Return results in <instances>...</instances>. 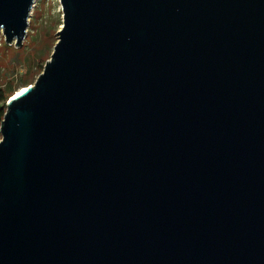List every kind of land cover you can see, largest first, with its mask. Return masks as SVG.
I'll use <instances>...</instances> for the list:
<instances>
[{
	"label": "water",
	"instance_id": "95a60500",
	"mask_svg": "<svg viewBox=\"0 0 264 264\" xmlns=\"http://www.w3.org/2000/svg\"><path fill=\"white\" fill-rule=\"evenodd\" d=\"M59 2L0 123V264H264V0Z\"/></svg>",
	"mask_w": 264,
	"mask_h": 264
},
{
	"label": "rangeland",
	"instance_id": "374dc122",
	"mask_svg": "<svg viewBox=\"0 0 264 264\" xmlns=\"http://www.w3.org/2000/svg\"><path fill=\"white\" fill-rule=\"evenodd\" d=\"M60 23L62 25L59 0H35L21 45L15 46V41L7 43L0 30V88L10 82L16 93L22 89L17 87L21 80L34 83L45 62L50 59ZM26 69L27 75L20 77L18 72Z\"/></svg>",
	"mask_w": 264,
	"mask_h": 264
},
{
	"label": "trees",
	"instance_id": "16d2710c",
	"mask_svg": "<svg viewBox=\"0 0 264 264\" xmlns=\"http://www.w3.org/2000/svg\"><path fill=\"white\" fill-rule=\"evenodd\" d=\"M61 25V23H60ZM44 66L41 69V72L43 70ZM28 70H23L22 72H18L20 77H24L27 75ZM32 83H28V80H21L18 84L19 87H26ZM10 87V82L5 83L1 88H0V123L3 119L4 113L6 111V103L8 99L14 94L15 89L14 88H9Z\"/></svg>",
	"mask_w": 264,
	"mask_h": 264
},
{
	"label": "bare ground",
	"instance_id": "6f19581e",
	"mask_svg": "<svg viewBox=\"0 0 264 264\" xmlns=\"http://www.w3.org/2000/svg\"><path fill=\"white\" fill-rule=\"evenodd\" d=\"M23 90H24V89H20V90H18V91L15 93V94H16L15 96H17V95H18L20 92H22ZM15 96H14V97H15ZM14 97H13V98H14Z\"/></svg>",
	"mask_w": 264,
	"mask_h": 264
}]
</instances>
